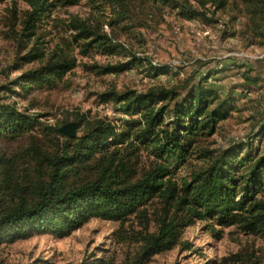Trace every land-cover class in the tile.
I'll use <instances>...</instances> for the list:
<instances>
[{"label": "trees", "instance_id": "16d2710c", "mask_svg": "<svg viewBox=\"0 0 264 264\" xmlns=\"http://www.w3.org/2000/svg\"><path fill=\"white\" fill-rule=\"evenodd\" d=\"M102 1L113 6L124 2ZM237 1L247 32L264 40V0ZM197 2L201 7L213 3L217 9L228 4ZM31 4L34 9L15 35L25 50L16 58L17 66L38 63L13 81L24 95L55 87L77 64L71 41L64 39L51 49L40 41L35 21L42 4ZM170 6L186 19L213 21L187 2L171 0ZM119 20L123 17L116 15L108 21L109 33L87 20H72V37L82 55L94 51L126 58L94 65L99 74L120 73L141 62L116 40L113 25ZM168 67L149 62L145 71L154 77L168 72ZM211 74L207 71L199 81L179 87L103 92L101 101L118 105L125 115L122 123L116 127L105 119L88 121L76 113L72 121L84 132L75 137H65L38 115L0 102V138L34 139L0 154V244L41 234L63 238L92 218L147 219L150 208L155 229L140 235L139 251L128 264H144L150 256L182 245L183 230L198 220L206 221L216 235L236 227L264 241V151L251 140L229 143L220 151L202 146L235 110L231 96L220 98L216 89L204 85ZM244 78L256 82L247 74ZM261 129L264 132V124ZM41 138L44 141L38 143Z\"/></svg>", "mask_w": 264, "mask_h": 264}, {"label": "rangeland", "instance_id": "374dc122", "mask_svg": "<svg viewBox=\"0 0 264 264\" xmlns=\"http://www.w3.org/2000/svg\"><path fill=\"white\" fill-rule=\"evenodd\" d=\"M119 6L102 0H4L0 3V102L38 115L42 123L59 127L72 121L76 113L88 121L105 119L116 127L124 114L118 105L103 102L99 95L109 90L143 92L152 86L170 87L200 80L210 71L204 83L217 90L220 98L231 96L234 111L220 122L202 146L220 151L229 143L251 140L264 151V40L247 32L246 16L238 1L228 0L224 9L213 3L205 7L198 0L187 2L203 11L204 19L189 20L170 6L171 0H123ZM38 6L35 33L51 49L67 39L72 42L76 66L50 89L36 88L24 95L14 79L37 62L17 66L25 50L16 41L23 21ZM36 6V5H35ZM123 17L113 25L117 41L130 47L141 62L120 73L99 74L94 65H104L126 58L94 51L79 52L73 35V19L100 25L107 33L109 20ZM18 37V36H17ZM244 56V57H242ZM128 59V58H127ZM165 64L168 72L151 76L148 63ZM19 67V68H17ZM255 78L246 81L244 75ZM246 84L250 86L247 87ZM12 89L13 91H9ZM16 92V93H15ZM77 135L84 128L76 126ZM34 140L28 135L16 139L0 138V154L25 147ZM43 139L36 140L40 143ZM35 141V142H36ZM44 141V140H43ZM150 208L147 219L133 217L120 222L92 218L63 238L50 234L34 235L12 243L0 244V264H128L137 255L145 231L155 229ZM206 221L198 220L183 230L182 245L149 257L144 264H264V241L245 234L236 227L223 228L219 235L211 232Z\"/></svg>", "mask_w": 264, "mask_h": 264}, {"label": "water", "instance_id": "95a60500", "mask_svg": "<svg viewBox=\"0 0 264 264\" xmlns=\"http://www.w3.org/2000/svg\"><path fill=\"white\" fill-rule=\"evenodd\" d=\"M76 126V123L71 121L59 126L58 131L65 137H75L77 135Z\"/></svg>", "mask_w": 264, "mask_h": 264}, {"label": "built area", "instance_id": "2783aa9c", "mask_svg": "<svg viewBox=\"0 0 264 264\" xmlns=\"http://www.w3.org/2000/svg\"><path fill=\"white\" fill-rule=\"evenodd\" d=\"M242 57H244V56H242ZM209 79V78H208Z\"/></svg>", "mask_w": 264, "mask_h": 264}]
</instances>
